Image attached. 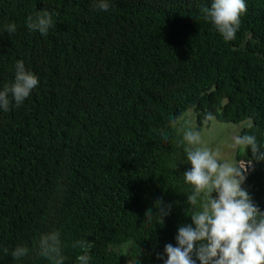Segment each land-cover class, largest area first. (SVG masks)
<instances>
[{
  "label": "trees",
  "instance_id": "1",
  "mask_svg": "<svg viewBox=\"0 0 264 264\" xmlns=\"http://www.w3.org/2000/svg\"><path fill=\"white\" fill-rule=\"evenodd\" d=\"M109 3L0 0V32L17 25L0 33V90L17 60L39 79L22 105L0 109V264H50L39 245L53 231L64 264H77L74 245L89 234V264H164L165 245L200 209L187 204L191 164L175 122L193 109L264 145V0H245L228 42L204 19L212 0ZM44 10L46 36L25 24ZM244 152L241 187L264 212V160ZM158 200L171 205L163 223L148 212ZM18 245L28 253L14 259Z\"/></svg>",
  "mask_w": 264,
  "mask_h": 264
},
{
  "label": "clouds",
  "instance_id": "2",
  "mask_svg": "<svg viewBox=\"0 0 264 264\" xmlns=\"http://www.w3.org/2000/svg\"><path fill=\"white\" fill-rule=\"evenodd\" d=\"M93 7L106 11L110 3L109 0H93ZM246 11L245 0H212L211 7L205 9L204 19L210 21L228 42L235 39L241 17ZM25 24L29 31H38L46 36L54 26L53 16L44 10L28 15ZM16 31L17 25L9 23L0 33L12 35ZM38 84V77L26 70L22 60H17L14 82L0 90V109L7 112L13 103L17 107L22 105ZM194 113L199 124L203 121L208 124V120L212 119L209 114L208 120L201 118L198 121V113ZM160 135L164 141H168L165 131L161 130ZM183 141L186 143V160L191 164L190 170L183 173L184 182L192 188V193L187 195V204L195 208L199 202L200 209L190 215L192 223L178 228L175 237L177 245H165L167 259L164 264H197V260L199 264H264V212L259 210L249 193L241 187L248 171L245 162L221 160L218 152L202 146L200 133L191 128L183 131ZM233 146L245 150L250 148L254 159L264 160V145L257 142L254 134L245 133L234 137ZM245 161L251 164L248 159ZM213 193L216 195L213 196ZM156 207L158 212H148L163 223V217L169 214L171 205L158 200ZM92 242H76L74 247L80 249L77 264H89ZM3 251L8 254L7 248ZM27 253V247L18 245L11 255L14 259H20ZM39 254L50 264H64L65 256L62 254L58 231L41 238Z\"/></svg>",
  "mask_w": 264,
  "mask_h": 264
},
{
  "label": "rangeland",
  "instance_id": "3",
  "mask_svg": "<svg viewBox=\"0 0 264 264\" xmlns=\"http://www.w3.org/2000/svg\"><path fill=\"white\" fill-rule=\"evenodd\" d=\"M177 137L181 143L183 141V131L188 128L198 131L202 138V146H206L219 153L221 160L227 162L245 161L246 158L243 147H234V137L238 136L240 125L233 123H220L214 117L206 122L199 124L196 120V114L188 109L176 121ZM186 146V143H185ZM241 152L239 158L236 155Z\"/></svg>",
  "mask_w": 264,
  "mask_h": 264
},
{
  "label": "water",
  "instance_id": "4",
  "mask_svg": "<svg viewBox=\"0 0 264 264\" xmlns=\"http://www.w3.org/2000/svg\"><path fill=\"white\" fill-rule=\"evenodd\" d=\"M239 162H243V160H240ZM245 162V166L247 167L248 171L245 173V177L251 172L252 169V162L251 164L248 163V161H244ZM82 241H88V242H92L93 241V237L92 234L87 235ZM79 254H80V249H79Z\"/></svg>",
  "mask_w": 264,
  "mask_h": 264
}]
</instances>
